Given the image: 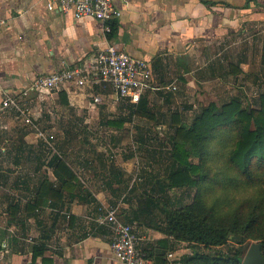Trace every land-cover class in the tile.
<instances>
[{
    "label": "crops",
    "instance_id": "0c3cea01",
    "mask_svg": "<svg viewBox=\"0 0 264 264\" xmlns=\"http://www.w3.org/2000/svg\"><path fill=\"white\" fill-rule=\"evenodd\" d=\"M113 5L120 13L111 19L117 21L116 34L108 36L111 20L102 23L92 17L75 19L70 13L47 9L45 0H0V15L4 20L0 25V102L5 93L13 94L48 138L52 137L51 132L42 130L40 122L60 119L66 128H110L109 118L103 120L99 115L105 111L108 115L116 108L115 103L122 100H114V91L109 86L78 87L69 83L57 91L33 89L22 94V90L39 74L63 65L89 68L97 50L113 44L149 63L151 87L144 93L148 100L157 96L176 98L175 94H182L184 86L192 85L193 66L197 60H205L204 72L212 71V61L204 57L212 46L225 45L233 33L264 23V0H113ZM223 59L219 61L221 73L228 69ZM171 85L176 88L166 89ZM95 97L103 105L94 101ZM123 108L120 104L119 109ZM67 113L73 114L69 116L74 119L67 118ZM7 116L15 119L17 125L28 127L16 128L21 134L19 142L28 145V154L35 156L37 140L43 144L42 138L13 108L0 110L1 133L7 135L12 125L5 120ZM166 124L169 126L168 121L158 126ZM0 149L4 154V148ZM51 154L47 151L48 156L44 154L43 158L47 160ZM67 155L70 156L68 152ZM112 156L95 151L76 152L73 158L70 156L76 166L75 169L72 166L75 174L79 178L82 175L84 187L95 202L62 200L56 207L44 204L28 213L22 210L13 220L7 212L5 222L8 225L5 227L17 240H4L0 264H29L33 243L44 244L47 249L43 256L51 260L45 262L37 257L34 264H117L110 250L111 230L100 224L97 217L105 208L117 206L118 217L128 221L136 206L135 197L140 195L123 198L125 187L119 186V181L132 170L133 157ZM142 169L144 167L136 166L134 173L141 175ZM19 170L16 171L18 180L25 174ZM35 171L40 169L26 173L34 175ZM45 175L55 180L51 170L42 174ZM30 193L28 190L26 200L21 196L15 201L23 207ZM137 227L145 237L143 246L153 264V242L163 234L144 226ZM186 249L180 242L169 251L175 257L168 258L167 252L165 264H182L181 256L187 255Z\"/></svg>",
    "mask_w": 264,
    "mask_h": 264
},
{
    "label": "trees",
    "instance_id": "16d2710c",
    "mask_svg": "<svg viewBox=\"0 0 264 264\" xmlns=\"http://www.w3.org/2000/svg\"><path fill=\"white\" fill-rule=\"evenodd\" d=\"M108 25V36H114L117 21L113 19ZM239 64L228 61L224 73L237 74ZM126 106L130 116L146 120L154 117L145 94L136 104L126 102ZM125 121L113 119L110 124L120 127ZM168 124L170 148L166 175L145 178L147 182L151 180L149 192L138 194L135 186L129 188L130 195L140 197L126 222L163 234L153 242V264H165L167 252L182 241L192 249V254L181 256L182 264H242L241 249L215 250L229 239L238 243L256 240L264 260V95L258 108L242 106L236 97L219 105L208 103L194 112L188 125L178 111H173ZM141 133L138 140L146 144L147 132ZM56 149L47 160H43L42 151L34 157L37 165L51 169L55 180L45 175L37 184L27 187L31 197L23 207L17 201H9L7 211L11 220L22 210L28 213L44 204L56 207L62 200L95 202L68 162L67 149L62 145ZM25 150L28 155V145L16 144V162ZM176 188H194L192 200L175 205L167 191ZM7 238L17 240L6 227L0 226V249ZM46 249L44 244L33 243L29 264H34L37 257L50 262L43 256ZM147 255L150 257L148 252Z\"/></svg>",
    "mask_w": 264,
    "mask_h": 264
},
{
    "label": "rangeland",
    "instance_id": "374dc122",
    "mask_svg": "<svg viewBox=\"0 0 264 264\" xmlns=\"http://www.w3.org/2000/svg\"><path fill=\"white\" fill-rule=\"evenodd\" d=\"M238 32L239 33H233L225 45L221 46L220 44H216L205 54L204 57H209L210 61H212L213 68L211 72L208 71L210 69L206 70L208 72L203 71L202 66L205 62L203 58L194 63V78H192V85L188 88L184 86L182 94H175L177 95L176 98H174L175 96L170 98H166V96H157L151 98V100L149 99V108L153 111V119L146 120V118L134 115L130 116L128 114L129 111L126 102L119 101L115 103L116 108L113 111H110L108 115L106 111L104 113L101 112L99 118H103V120L107 119V117L109 120H126L120 127L111 126L110 128H106L105 126H94L71 128L67 126L66 128L61 125L62 121H60V119H54L53 122H40L39 125L42 130L44 129L46 132H51L52 137L49 138V140L56 152L58 145H62L67 149L71 158L74 157L76 152L90 153L92 151L103 153L106 156H114L116 154L124 157L130 156V158L132 156V170L123 177L121 183V185H123L122 188L125 187L122 191V197H129L130 186H135L138 190V194L140 192H149L151 180L147 182L145 178H149L150 175L154 176L156 173H158L160 178L166 175V163L170 148V141L168 140L170 128L167 124L164 125V127H162L163 125H161V127L158 125L165 123V121H169L170 114L173 111H178L181 120L188 125L194 112L199 110L203 105L211 102L215 105H219L224 100L236 97L240 100L242 106H249L251 108L259 107L260 97L264 95V23L248 27ZM201 53L202 52H200V54ZM221 57H224L223 62H225V64L230 60L232 62H236L237 60L241 61L239 64L240 70L237 74L221 73L219 67ZM120 104L124 106L122 110L119 109ZM67 115V118H73L69 116L73 114L67 113ZM80 118H83V116ZM3 119L4 117H2V120ZM5 120H7L9 124L12 123V125H10V130L6 131L7 135L1 133L0 130V148L3 147L5 150L3 154L0 149L1 227L8 225L5 222L8 212V202L21 199L22 197L26 200L28 196L27 190H29L27 187L34 185L42 174L51 170L43 164L37 165V160L34 158L35 156L31 153L27 155L26 150L22 157H19L17 162L15 161V146L19 142L18 136L20 134L16 128L24 127L28 129V127L17 125L18 123H15V119L11 116H7ZM142 122H149V124L146 125L147 123ZM14 130L15 133H13ZM144 131L145 133L147 132L146 136L148 137V142L146 144H142L138 140L139 134H142L141 132ZM7 138L10 139L4 141V139ZM34 151L36 153L42 151L44 152L43 154L47 155V151L51 152V149H48L37 140L36 149ZM71 158L69 162L75 169L74 159ZM43 160L45 159L43 158ZM192 160L196 161L195 158H192ZM136 166L144 167V169H142L144 171H142L141 175L139 172H135L136 174L134 173ZM36 169H40L38 172L35 171L38 174L34 173V175H31L26 173ZM17 170H23V173L25 172V174H23L24 177L19 180L16 175ZM81 176L80 174L78 180L84 186L85 181ZM194 190V188L169 189L167 195L175 205L179 206L189 203L192 200ZM135 198L137 204L139 197ZM165 200H167V197H165ZM255 242L257 241L247 239L243 243H238L235 240L229 239L227 244L218 246L215 250L229 251V248L236 247L242 250L241 256L244 258L249 247ZM182 244L188 248L185 253L188 255L192 254V249L187 245V242L182 241Z\"/></svg>",
    "mask_w": 264,
    "mask_h": 264
},
{
    "label": "built area",
    "instance_id": "2783aa9c",
    "mask_svg": "<svg viewBox=\"0 0 264 264\" xmlns=\"http://www.w3.org/2000/svg\"><path fill=\"white\" fill-rule=\"evenodd\" d=\"M45 2L49 10L70 13L75 19L92 17L102 23L108 22L120 13L114 7L113 0H45ZM3 21L0 15V25ZM151 77L152 70L146 60L109 44L97 50L94 63L89 68L63 65L59 69L39 74L30 86L22 90V94L33 89L57 91L69 83H74L78 87L105 85L114 91V100L136 104L151 87ZM175 88L174 85L166 87L172 90ZM94 101L101 102L98 97H95ZM0 103V110L13 108L17 116L42 138L43 144L51 149V152H56L49 138L37 127L29 116L28 109L18 102L17 97L5 93ZM97 221L111 230L110 250L117 264H151L147 250L143 246L144 235L135 224L118 217L117 206L105 208L97 217ZM167 256L175 257L172 252H168Z\"/></svg>",
    "mask_w": 264,
    "mask_h": 264
},
{
    "label": "water",
    "instance_id": "95a60500",
    "mask_svg": "<svg viewBox=\"0 0 264 264\" xmlns=\"http://www.w3.org/2000/svg\"><path fill=\"white\" fill-rule=\"evenodd\" d=\"M242 264H264L259 242H255L249 247Z\"/></svg>",
    "mask_w": 264,
    "mask_h": 264
}]
</instances>
